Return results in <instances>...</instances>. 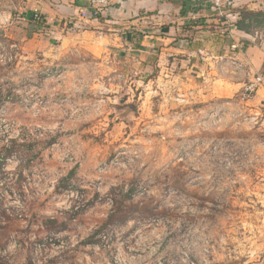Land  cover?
I'll list each match as a JSON object with an SVG mask.
<instances>
[{"label":"rangeland","instance_id":"rangeland-1","mask_svg":"<svg viewBox=\"0 0 264 264\" xmlns=\"http://www.w3.org/2000/svg\"><path fill=\"white\" fill-rule=\"evenodd\" d=\"M70 1L0 0V264H264V109L242 100L264 61L169 68L127 40L155 0L95 25ZM165 16L215 48L216 21Z\"/></svg>","mask_w":264,"mask_h":264},{"label":"crops","instance_id":"crops-1","mask_svg":"<svg viewBox=\"0 0 264 264\" xmlns=\"http://www.w3.org/2000/svg\"><path fill=\"white\" fill-rule=\"evenodd\" d=\"M135 2L138 8H142L144 5L149 4L151 0L146 2L140 0H109V6L102 15H105L106 18H115L116 10L119 11L127 4H134ZM161 3L163 4L161 5ZM227 3L228 11H225V16L219 19V15L215 14L209 5L197 2L196 0H155V5L150 8L157 10V13L153 16V19H155V26L151 34L147 35L143 33V31L140 32L136 30L137 32L128 33L127 40L130 41L133 47L139 50L150 48L152 50L150 52L157 50L160 56L173 58V62H169L168 67L173 68L174 66L185 65V68H187L186 72H189L188 66L190 63L191 69L194 67L193 57L196 59V64H199L200 61L205 62L203 64L205 70L209 65L210 58H213L217 69L221 72L223 69H227L229 72V80H235L237 76L232 74L235 69L241 68L243 70L251 68L253 59L258 62L257 67L260 69L264 61V41L260 39V41L255 42L252 33L239 31L235 27V23L239 20L238 12L240 9L245 8L253 11H264V0H227ZM56 8H58L59 11L62 10L61 12L65 14L71 13L70 15H77V20L79 22L83 20L79 19L78 12L90 11V7L85 0H71L68 7L61 8V6H58ZM53 12V10L48 8L47 10L43 9L41 14H47L44 18L50 21L52 16L51 13ZM165 14H169V16L173 15L174 19L178 21L177 25H182L183 23L204 25V23H214L216 21L217 27H215V33L217 36L215 48H210L206 45L198 49L190 47L191 42L185 37H187L188 33L191 31H185L183 28H168V30L164 29L157 33V31H159L158 22L167 19ZM89 19L84 22L88 23ZM194 19H196V21H193ZM103 21L107 22V19L104 18ZM98 22V18H91L92 25H95V23L98 24ZM136 29H139V26H137ZM134 30L135 29L132 28V31ZM254 34L257 36V32ZM177 36H179L178 39L173 38ZM199 37L197 33H191L192 41ZM177 57L181 59L177 60ZM200 72L202 74L205 73L203 69ZM255 96L264 109V85L255 92Z\"/></svg>","mask_w":264,"mask_h":264},{"label":"built area","instance_id":"built-area-1","mask_svg":"<svg viewBox=\"0 0 264 264\" xmlns=\"http://www.w3.org/2000/svg\"><path fill=\"white\" fill-rule=\"evenodd\" d=\"M90 11H79V19L86 21L89 18L97 19L102 15L109 6V0H85ZM207 4L215 12V14L221 16L225 6L228 5L227 0H196ZM237 17V16H236ZM35 21H38V16L35 14ZM264 85V65L262 69L252 76V79L247 82L242 91V100H248L255 92Z\"/></svg>","mask_w":264,"mask_h":264},{"label":"trees","instance_id":"trees-1","mask_svg":"<svg viewBox=\"0 0 264 264\" xmlns=\"http://www.w3.org/2000/svg\"><path fill=\"white\" fill-rule=\"evenodd\" d=\"M38 16V15H37ZM239 20L235 23V27L239 31H243L245 33L249 32V29L252 25H257L264 22V12L263 11H251L248 9H240L238 12ZM35 14L31 13L29 15V21L37 24L38 28L36 31H39L42 26L40 24L48 25V20L44 18V16H38V21H35ZM44 27V26H43Z\"/></svg>","mask_w":264,"mask_h":264}]
</instances>
